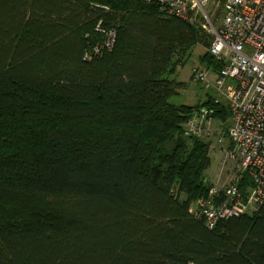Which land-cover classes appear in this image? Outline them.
<instances>
[{"label":"trees","instance_id":"16d2710c","mask_svg":"<svg viewBox=\"0 0 264 264\" xmlns=\"http://www.w3.org/2000/svg\"><path fill=\"white\" fill-rule=\"evenodd\" d=\"M199 44L143 0H0V264H264V203L213 228L190 210L211 160L185 124L229 115L177 102Z\"/></svg>","mask_w":264,"mask_h":264},{"label":"built area","instance_id":"2783aa9c","mask_svg":"<svg viewBox=\"0 0 264 264\" xmlns=\"http://www.w3.org/2000/svg\"><path fill=\"white\" fill-rule=\"evenodd\" d=\"M143 1L157 4L167 17L196 22L202 16L212 36L208 52L221 64L214 79L209 69L202 68H194L192 78L226 94L230 125H217L216 108L201 106L186 122L184 133L199 139L217 136L218 143L228 140L227 155L238 163V170L227 184L219 185L220 178L212 184L208 198L196 209L190 208L191 212L210 228L221 218L252 214L264 203V0ZM96 29L104 33L105 40L94 47V53L112 50L116 30L100 25ZM225 165L226 161L220 177L227 175Z\"/></svg>","mask_w":264,"mask_h":264},{"label":"rangeland","instance_id":"374dc122","mask_svg":"<svg viewBox=\"0 0 264 264\" xmlns=\"http://www.w3.org/2000/svg\"><path fill=\"white\" fill-rule=\"evenodd\" d=\"M219 15V14H218ZM217 15V17H218ZM218 18H216L217 20ZM204 31L210 36L208 33L206 22L202 16H199L196 20ZM219 24V23H218ZM208 51L207 47L199 44L196 45L192 50V55L189 59L186 60L183 64H179L177 66V70L174 74V78L183 82V86L179 88V95L177 102L184 103L188 105H198L206 102L209 98H213L217 103L221 106H225L227 112L229 113L228 119L226 121H221L216 118L217 125L220 126H228L230 124V107L228 104V100L226 98V94L221 95L215 87L211 84V86H206L205 83L196 82L192 78V71L194 68H202L209 69V74L211 79L215 77V66H207V62H203L200 58ZM216 65V64H214ZM217 110V109H216ZM205 142L209 143V156H210V166L206 170L205 174L207 179L211 184H215L218 182L219 178L221 182L219 185L227 184L228 182L233 180L235 174H237L238 163L232 159H229L227 152L231 149L230 142L226 140L224 143L217 142V136L208 139H202ZM224 161H226L227 175L225 173L220 177L221 170L223 168ZM199 206V204H192L191 208L194 210Z\"/></svg>","mask_w":264,"mask_h":264}]
</instances>
